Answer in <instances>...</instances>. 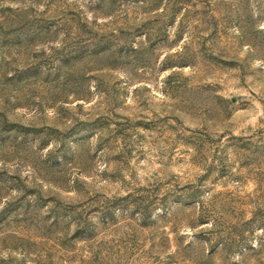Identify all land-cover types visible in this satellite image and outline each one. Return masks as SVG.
<instances>
[{"label":"rangeland","instance_id":"obj_1","mask_svg":"<svg viewBox=\"0 0 264 264\" xmlns=\"http://www.w3.org/2000/svg\"><path fill=\"white\" fill-rule=\"evenodd\" d=\"M0 264H264V0H0Z\"/></svg>","mask_w":264,"mask_h":264}]
</instances>
